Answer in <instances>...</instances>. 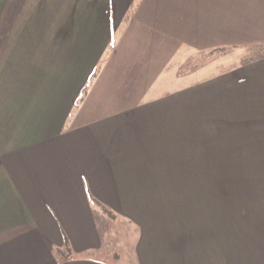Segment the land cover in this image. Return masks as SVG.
Segmentation results:
<instances>
[{
    "label": "crops",
    "instance_id": "obj_1",
    "mask_svg": "<svg viewBox=\"0 0 264 264\" xmlns=\"http://www.w3.org/2000/svg\"><path fill=\"white\" fill-rule=\"evenodd\" d=\"M222 162L264 163V0H0V264H264Z\"/></svg>",
    "mask_w": 264,
    "mask_h": 264
},
{
    "label": "rangeland",
    "instance_id": "obj_2",
    "mask_svg": "<svg viewBox=\"0 0 264 264\" xmlns=\"http://www.w3.org/2000/svg\"><path fill=\"white\" fill-rule=\"evenodd\" d=\"M228 53L229 52H225V51H216L214 53H206V54H201L200 56H198L197 59H195L196 61L199 60V62L201 63H204L205 65H211L210 67L211 68H217L218 69H221V68H225V66H228V63L230 62L229 61V58H222L223 55H226L228 56ZM222 55V56H221ZM234 59V58H233ZM244 60L242 59L241 62H243ZM220 62V63H218ZM222 160H227L229 159L228 157H221ZM221 167V170L222 171H229V168L232 167L237 170H249V171H259V172H264V163L262 164H249V165H243V164H237V165H230V163H221L220 165ZM222 182H228V181H222ZM257 183L256 186H261L262 183H264V181H253V180H247V181H240L238 180L237 181V186H253V184Z\"/></svg>",
    "mask_w": 264,
    "mask_h": 264
},
{
    "label": "trees",
    "instance_id": "obj_3",
    "mask_svg": "<svg viewBox=\"0 0 264 264\" xmlns=\"http://www.w3.org/2000/svg\"><path fill=\"white\" fill-rule=\"evenodd\" d=\"M113 44V43H112ZM100 69H101V64H99L98 66H96V68L93 70L91 76L89 77L88 81H87V84L85 86V89L84 91L90 86V84L94 81V79L97 77V75L99 74L100 72ZM81 98L80 100H78V104L79 102H81Z\"/></svg>",
    "mask_w": 264,
    "mask_h": 264
}]
</instances>
